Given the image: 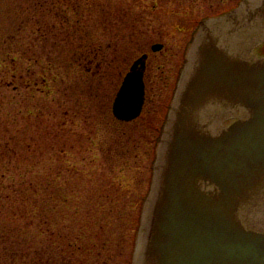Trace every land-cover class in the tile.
Listing matches in <instances>:
<instances>
[{"label":"rangeland","instance_id":"1","mask_svg":"<svg viewBox=\"0 0 264 264\" xmlns=\"http://www.w3.org/2000/svg\"><path fill=\"white\" fill-rule=\"evenodd\" d=\"M240 1L0 0V180L6 173L24 182L32 203L14 200L8 213L10 203L0 212L8 225L33 232L24 247L28 258H0V264H43L45 258H34L38 249L60 252L61 264H132L138 196L149 191L165 125L161 133L156 127L186 67L194 30ZM157 42L166 44L159 55L168 58L169 78L163 92L160 81L149 96L158 112L116 121L121 74ZM92 49L100 55L90 65ZM255 52L264 56V44ZM65 190L69 207L58 203ZM116 209L125 212L123 222L95 225V210L109 217ZM17 210L21 217H11ZM79 236L87 247L108 237L107 250L97 257L99 247L92 255L69 247Z\"/></svg>","mask_w":264,"mask_h":264},{"label":"water","instance_id":"2","mask_svg":"<svg viewBox=\"0 0 264 264\" xmlns=\"http://www.w3.org/2000/svg\"><path fill=\"white\" fill-rule=\"evenodd\" d=\"M262 44L264 0L201 23L159 141L132 264H264ZM145 57L114 99L121 121L142 112Z\"/></svg>","mask_w":264,"mask_h":264},{"label":"trees","instance_id":"3","mask_svg":"<svg viewBox=\"0 0 264 264\" xmlns=\"http://www.w3.org/2000/svg\"><path fill=\"white\" fill-rule=\"evenodd\" d=\"M23 185H24V182H21V181L16 182L15 180L7 179L6 173H4L2 175V179L0 180V206L3 207L4 203H7V204L10 203V207L6 208L7 210L5 213H8V211L12 207V202L14 200L19 201V203H21V202L29 203V204H27V208H29V206L32 204L31 199L28 196L29 194L26 191L27 189H25ZM139 195L140 196H138L139 200L137 203V205H138L137 207L138 208L140 207V209H141L146 194H139ZM58 199H59V201H58L59 204L64 203V205L67 206V203L69 202V198L67 196L66 190L63 192V194L60 195V198H58ZM33 201H36V200H33ZM109 201L112 202L113 200L110 199ZM96 203H97V201L92 203L93 209H96L98 207V206H96ZM33 204H36V203H33ZM67 207H69V206H67ZM35 210H38V208L36 209V207H35L34 210H32L34 213H37ZM95 212H96V215L95 214L93 215L94 219H95V225L99 226V229H103L104 223H106V222H107L106 224H108L110 226H113V224H115L117 226V224L119 222H123L125 220V217H127L125 212H124V214H121L122 212L120 213L117 209L114 211V212H116V216H109V217L107 215L108 212L107 213L103 212L102 214L101 213L99 214L96 210H95ZM117 213L118 214L120 213L119 214L120 216L118 218H117ZM14 215L21 217V213L19 212V210L11 212V217ZM65 216H66V214H65ZM22 218H23V216H22ZM139 218H140V213H139ZM139 218H137V220H136V224H137L136 233L138 230ZM9 220L11 221V219H9ZM14 221H18V218H15ZM20 221H21V219H20ZM7 223L8 222H6V220L4 219V212L1 211L0 212V258H14V259L26 258L27 254H25V252H24L25 251L24 247H25V244L27 243V239H29L27 237L28 236L32 237L33 232L32 231L30 232V231L26 230L24 227L17 225V223L11 224V225H8ZM110 230L112 231L113 227ZM80 240H81V236L78 237L79 243L70 242L69 247H72L76 251L82 249L86 253H88L89 255H92L94 253V251L96 250V248L99 247L97 257L101 256L102 251L107 250V244L109 241L108 237H106L100 243V245L93 243L92 247H87V246H83L80 243ZM29 241H30V239H29ZM29 244H31V242ZM59 253L60 252H58V253L55 252V254H54L53 252L50 253V251L47 249H46V251L38 249L35 253L36 255L34 258L35 259L36 258H45L44 260H42L43 264H61V262H59L56 259L58 257H62V256H59ZM64 257H65V255H64ZM29 258H31V257H29ZM1 264H5V262L2 261Z\"/></svg>","mask_w":264,"mask_h":264},{"label":"flooded vegetation","instance_id":"4","mask_svg":"<svg viewBox=\"0 0 264 264\" xmlns=\"http://www.w3.org/2000/svg\"><path fill=\"white\" fill-rule=\"evenodd\" d=\"M212 16H207L201 20H199L198 22V26L196 27V29L194 30V33H193V37L191 39V42H190V45L195 37V34L197 33V30L201 24V22L206 19V18H210ZM197 23V22H196ZM185 27V26H184ZM195 28V26L193 27ZM193 28L191 30H193ZM185 29V28H184ZM183 30V29H182ZM155 44H160L161 45V48L157 51H154L153 50V45ZM155 44H152L151 47H150V52L149 51H145L143 52L142 54H140L138 57H136L133 62L130 64V66L128 67V70L126 71V74L130 71L132 65L134 64V62L138 59H140L142 56L146 55V57L143 59L144 61V65H140L139 66V70L142 71V75H143V81H144V84H145V99H144V104H143V108H142V112L140 114V117L144 116V115H149L150 113H152V115H154L156 112L155 109L153 108H150L149 105L150 103V95L153 93V92H157L156 89H155V84H159L160 81L163 83V85L161 86V90H160V93L163 92L166 88V85H167V82L169 80L168 76L165 74V69H166V65H167V61H168V58L166 59L167 61H165V58L161 55H159L160 53H162L163 51H165L167 49L166 47V44L165 43H162V42H157ZM189 45V46H190ZM189 48V47H188ZM102 49H100L99 51H101ZM188 52L189 50L186 51L185 53V61H184V64L186 63L187 61V55H188ZM99 52L96 51V50H90L88 53H87V56L86 58L89 60V64L93 65L94 61H96V59L99 57ZM150 65H153L156 69H151L150 68ZM157 67H156V66ZM171 70V69H170ZM155 71H159L158 73H156ZM122 75V80H121V84L120 86L122 85L123 83V80L125 78L126 75H123V73L121 74ZM180 75H181V71L179 73V76H178V79H177V82L179 81L180 79ZM176 82V85L173 89V91L171 92V96H170V101L167 105V112H166V115L164 116V121L162 123L161 126H158L156 127L157 129V132L158 133H161L162 129H163V126L165 125L166 121H167V117H168V114H169V111H170V108H171V105H172V102H173V99H174V95H175V91H176V88H177V83ZM120 88V87H119ZM119 90V89H118ZM154 101V100H153ZM113 114V112H112ZM158 115V114H157ZM156 115V116H157ZM113 118L116 120V121H119L117 120L114 115H113ZM137 118V119H138ZM137 119H134L133 121L137 120ZM133 121H130V122H133ZM119 122H122V121H119ZM124 123V122H123Z\"/></svg>","mask_w":264,"mask_h":264}]
</instances>
